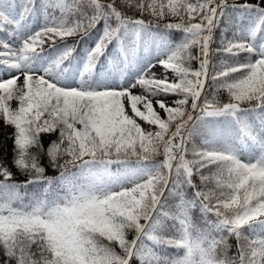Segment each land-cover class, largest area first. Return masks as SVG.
Segmentation results:
<instances>
[{"label": "snow or ice", "instance_id": "6c2138e0", "mask_svg": "<svg viewBox=\"0 0 264 264\" xmlns=\"http://www.w3.org/2000/svg\"><path fill=\"white\" fill-rule=\"evenodd\" d=\"M0 120V264H264V0H0Z\"/></svg>", "mask_w": 264, "mask_h": 264}, {"label": "trees", "instance_id": "16d2710c", "mask_svg": "<svg viewBox=\"0 0 264 264\" xmlns=\"http://www.w3.org/2000/svg\"><path fill=\"white\" fill-rule=\"evenodd\" d=\"M231 2V0H230ZM37 3H39V0H37ZM236 3H242L241 0H236ZM255 3V2H253ZM147 19V17H145ZM182 34L177 32L175 34V36L173 37V39H178ZM220 35L219 30L216 31L215 33V37L214 38H218ZM216 45L213 44V48H215ZM195 52V50H193ZM193 67H196L195 62H193ZM226 95V94H225ZM13 132V129L10 126H5L3 121L0 120V160H3V162L8 165L9 167H11V161H12V141L10 139H8V136ZM57 138V134L53 133L51 135H46L43 137V142L45 147H47L48 143ZM42 163H44L45 165H47V158L43 157L42 158ZM14 172L16 171L15 169H12ZM48 174L49 175H56L57 173L52 172L51 169L48 170ZM16 180L19 181H23L24 179H26V177H24L23 175L16 173L15 176ZM195 218L198 224H202L203 221L200 218V214L197 212L195 213ZM228 244L231 246L229 251H228V255L232 256L235 251H236V241L234 237H230L228 239ZM3 259V254L2 252H0V260Z\"/></svg>", "mask_w": 264, "mask_h": 264}, {"label": "rangeland", "instance_id": "374dc122", "mask_svg": "<svg viewBox=\"0 0 264 264\" xmlns=\"http://www.w3.org/2000/svg\"><path fill=\"white\" fill-rule=\"evenodd\" d=\"M241 2L243 3L244 0H241ZM249 2L253 3V2H255V0H249ZM171 22L176 23V22H178V21H176V20H172ZM76 39H79V38H76ZM68 43H73V40H72V39H69ZM153 71L156 72V73H159L160 71H162V69H160L159 67H157V68L153 69ZM133 91H139V89H136V90H133ZM11 103H12V107H13V108H15V107L17 106V102H16V101H12ZM144 126H145V127H148L147 125H144ZM116 168H117L116 165H113V166H112V170H113V171H115Z\"/></svg>", "mask_w": 264, "mask_h": 264}]
</instances>
